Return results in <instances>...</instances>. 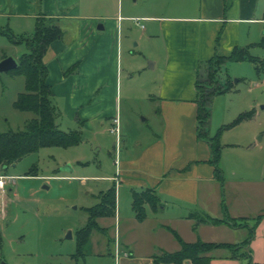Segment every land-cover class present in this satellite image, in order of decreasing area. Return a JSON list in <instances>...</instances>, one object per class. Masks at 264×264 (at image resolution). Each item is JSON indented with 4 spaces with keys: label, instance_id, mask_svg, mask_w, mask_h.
Instances as JSON below:
<instances>
[{
    "label": "crops",
    "instance_id": "crops-1",
    "mask_svg": "<svg viewBox=\"0 0 264 264\" xmlns=\"http://www.w3.org/2000/svg\"><path fill=\"white\" fill-rule=\"evenodd\" d=\"M41 9L38 0H0V16L7 19L6 28L15 35L34 33L40 14L54 17L62 28L63 36L52 42L45 55L47 80L59 115L81 130L82 123L89 126L93 121L113 119L120 124L124 40L142 44L141 53L152 59L146 88L157 106L160 127L136 152L115 158L114 176L103 177L125 190L116 195L115 215L97 219L104 229L115 230V239L108 241V254L119 264H154L155 254L180 249L174 231L186 242L240 244L255 226L246 250L254 262L264 263V119L248 127L238 140L221 141L220 137L216 166L210 143L198 136L197 88L202 65L216 54L230 56L240 48L264 59L252 52L264 47L260 44L264 0H197L195 7L171 4L150 7L143 13L131 10L126 15L100 14L112 9L108 0H43ZM140 26L144 29L138 38L133 31ZM240 61H228L222 67ZM252 63L258 74H264V66ZM143 69L127 70L129 80L143 74ZM132 86L125 88L128 99H133ZM229 92L233 90L220 94ZM256 114L230 128L254 124ZM119 131L122 148L127 136L122 128ZM147 189L154 191L160 204L145 203L146 217L139 220L133 194ZM201 215L230 217L238 226L197 222L195 217ZM238 232L247 236L240 238ZM164 239L169 246L161 242ZM208 255L211 264L247 262L232 257L228 248H216ZM183 264L192 263L186 260Z\"/></svg>",
    "mask_w": 264,
    "mask_h": 264
},
{
    "label": "rangeland",
    "instance_id": "rangeland-1",
    "mask_svg": "<svg viewBox=\"0 0 264 264\" xmlns=\"http://www.w3.org/2000/svg\"><path fill=\"white\" fill-rule=\"evenodd\" d=\"M104 1V0H103ZM111 10L100 14L126 15L131 10L141 13L150 7L166 8L168 5L188 4L195 7L197 0H108ZM39 10V9H38ZM40 7V12H41ZM7 19L0 16V27L6 28ZM146 26V23L143 22ZM143 27H136L133 34L141 38ZM18 36V35H16ZM142 41V39H140ZM136 40H124L122 60V111L119 113V130L122 128L127 138L123 147L117 133L111 132L117 125L113 119L93 121L89 126L82 123L83 141L75 146H48L24 156L0 173L13 176L4 190H0V264H119L110 250L108 241L115 239L114 227L107 233L93 230L90 242L79 251L77 231L88 220L86 207L99 202V193L114 185V180L103 177L116 173L115 158L124 153H134L145 145L159 130L157 106L148 98L147 80L152 59L141 53L143 45L136 46ZM126 43L128 47H126ZM131 48L135 53L131 54ZM260 49V51H259ZM253 54L264 56V47ZM28 50L25 43L14 44L7 35L0 33V61L12 56L19 61ZM259 67L264 59L258 57ZM144 69L131 81L129 69ZM202 75L208 76V66L203 67ZM238 78H241L238 79ZM238 79V80H237ZM264 74H258L249 60L229 62L220 73L208 83L220 89L228 88L226 94H218L211 105L212 119L210 132H220L221 141L238 140L248 127L257 126L264 119ZM132 84L133 99L126 97L125 88ZM24 75L12 70L0 72V131L24 129L28 121L35 117L31 111L15 107L18 95L25 91ZM237 89L236 91L234 89ZM257 106H254V105ZM257 111H256V109ZM254 109V124H240L234 128H223V124L234 121L242 112ZM240 111V112H239ZM239 112V113H238ZM261 113V116H258ZM57 123L65 131L79 126L64 115H58ZM253 126V127H254ZM120 135V132H119ZM261 133L259 132L258 136ZM121 139V138H120ZM122 152V153H121ZM70 165L73 171L64 169ZM31 170H33L31 172ZM67 175L68 178L61 176ZM12 188V191H9ZM124 188L117 184V194ZM72 231V237H67ZM248 232V231H247ZM238 232V236H247ZM163 239L161 235L155 236ZM264 239V236H262ZM140 244L144 242L139 240ZM160 242V241H159ZM169 246L168 240L161 241ZM263 245V244H262ZM110 246H112L110 244ZM263 250V249H262ZM247 259V260H246ZM245 260L248 261V258Z\"/></svg>",
    "mask_w": 264,
    "mask_h": 264
},
{
    "label": "trees",
    "instance_id": "trees-1",
    "mask_svg": "<svg viewBox=\"0 0 264 264\" xmlns=\"http://www.w3.org/2000/svg\"><path fill=\"white\" fill-rule=\"evenodd\" d=\"M43 0H38L41 7ZM0 33L7 35L14 44L25 43L28 50L19 59L18 66L12 71L15 74L24 75L26 80L25 91L21 92L15 101V107L22 111H31L35 117L31 118L24 129L0 131V168L9 167L18 162L24 156L37 152L48 146L71 147L83 141V131L78 128L70 131L61 129L57 123L59 110L53 102L52 86L48 83V66L45 55L53 41L63 36V30L54 17L39 15L36 19V28L31 35L16 36L11 29L1 28ZM264 46V39L260 43ZM249 60L258 62V57L251 55L247 49L235 48L230 56L216 54L211 60L204 63L208 66V76L204 77L200 72L197 82L198 88V136L206 139L212 149V162L217 166L221 155L220 132L210 135L211 102L216 94L229 91L228 88H216L208 83L211 77L222 70V65L228 61ZM202 71V70H201ZM254 115V111L240 113L239 116L223 128H230ZM33 170H31L32 172ZM117 188L114 184L108 190L99 195V202L87 207L88 220L85 226L77 231L79 251L90 242L93 230L107 231L97 221L99 217L114 216L116 212ZM145 203L153 207L160 204L158 196L153 190L135 191L133 194V206L136 217L143 220L146 217ZM197 222L213 224L227 223L238 226L237 220L232 218H215L211 216H196ZM245 225V224H244ZM255 226L250 228L249 236L240 244L216 243L197 240L196 242L184 241L175 231L174 234L180 242V249L169 252L162 251L153 256L154 264H183L190 260L192 264H211L212 257L208 253L216 248H228L232 257L249 260L244 264H264L254 262L248 255L246 247L254 236Z\"/></svg>",
    "mask_w": 264,
    "mask_h": 264
},
{
    "label": "water",
    "instance_id": "water-1",
    "mask_svg": "<svg viewBox=\"0 0 264 264\" xmlns=\"http://www.w3.org/2000/svg\"><path fill=\"white\" fill-rule=\"evenodd\" d=\"M101 27L103 28L102 25H101ZM17 66H18L17 60L14 59L12 56H7L0 61V72L10 71L12 69H15ZM4 168H6V167H4ZM64 169H67L70 171L72 170L70 165H67ZM11 190H12V188H9V191H11ZM67 237H69V238L72 237V231L68 232ZM2 264H8V263L5 260H3Z\"/></svg>",
    "mask_w": 264,
    "mask_h": 264
},
{
    "label": "built area",
    "instance_id": "built-area-1",
    "mask_svg": "<svg viewBox=\"0 0 264 264\" xmlns=\"http://www.w3.org/2000/svg\"><path fill=\"white\" fill-rule=\"evenodd\" d=\"M264 80V79H263ZM116 126H115V128H113L111 131L112 132H116L117 133V135H118V139L120 140V135H119V126H118V121L116 120ZM13 178V176H7V175H3V174H0V190H4L5 188H6V186H7V184H8V180H10V179H12Z\"/></svg>",
    "mask_w": 264,
    "mask_h": 264
}]
</instances>
